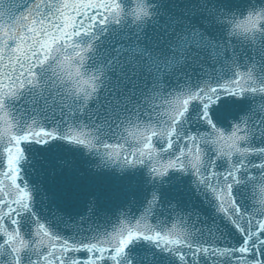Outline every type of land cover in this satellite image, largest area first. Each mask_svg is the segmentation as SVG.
<instances>
[{
  "label": "snow or ice",
  "instance_id": "snow-or-ice-1",
  "mask_svg": "<svg viewBox=\"0 0 264 264\" xmlns=\"http://www.w3.org/2000/svg\"><path fill=\"white\" fill-rule=\"evenodd\" d=\"M45 3L34 0L14 15L0 0V18L13 17L0 24V250L9 252L11 264H24L26 251L34 257L28 264H264V147L242 146L246 125L229 131L216 111L226 98L264 94L251 73L177 95L167 102L166 118L158 124L133 127L135 133L126 129L136 141L127 148L120 143H128L125 137L99 145L85 131L70 130L63 137L96 150L101 159L94 171L115 166L123 177L146 166L152 187L143 203L131 200L109 210L90 202L74 225L62 213L45 221L33 211L34 193L42 185L31 183V177L55 173L48 170V161L27 149L58 136L44 128L18 131L4 110V98L34 83L33 69L53 53L75 48L76 36L120 11L117 0H76L45 15ZM90 9L103 15H90ZM261 22L264 13L249 14L236 27L247 33ZM77 57L82 62L81 52ZM70 61L65 55L58 66L72 81ZM74 71L77 92L95 90L78 65ZM189 176L191 199L164 196L172 185L183 191L182 181Z\"/></svg>",
  "mask_w": 264,
  "mask_h": 264
},
{
  "label": "water",
  "instance_id": "water-1",
  "mask_svg": "<svg viewBox=\"0 0 264 264\" xmlns=\"http://www.w3.org/2000/svg\"><path fill=\"white\" fill-rule=\"evenodd\" d=\"M33 2L6 0L14 15ZM65 2L76 0H46L44 14L55 12ZM117 2V14H109L105 23L97 22L91 30L76 36L75 48L63 47L53 53L55 57L33 69L34 83L4 98V110L18 131L42 127L58 136L46 145L33 144L27 149L28 154L48 161V170L55 173L48 175L46 171L42 179L31 177V183L42 185L34 193L33 211L45 221L55 212L74 225L90 202L98 209L109 210L131 200L139 205L152 187L146 166L123 177L115 166L94 171L101 157L96 150L63 139L70 130L87 132L98 145L125 137L128 143H120L127 148L136 143L129 135L136 132L133 127L155 125L165 119L167 102L177 95L225 83L240 73H251L254 86H264V22L247 33L236 27L249 14L264 13V0ZM89 14L103 15L91 9ZM12 20V16H6L0 18V24ZM76 52L82 53L81 73L92 80L94 91L77 92L75 88L74 69L81 60ZM65 55L72 57L73 82L58 66ZM216 111L229 131L233 125H246L248 138L242 146L264 147V94L246 92L240 99L226 98ZM191 179H183V191L179 184L164 189V196L191 199ZM52 227L57 228L55 223ZM30 258H34L31 251L23 253L24 264ZM11 260L8 251L0 250V264H11Z\"/></svg>",
  "mask_w": 264,
  "mask_h": 264
}]
</instances>
